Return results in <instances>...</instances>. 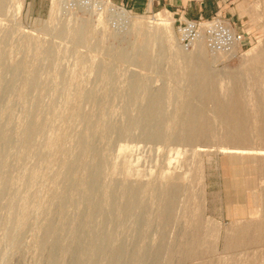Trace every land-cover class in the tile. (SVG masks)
I'll return each mask as SVG.
<instances>
[{"label": "rangeland", "instance_id": "obj_1", "mask_svg": "<svg viewBox=\"0 0 264 264\" xmlns=\"http://www.w3.org/2000/svg\"><path fill=\"white\" fill-rule=\"evenodd\" d=\"M93 2L3 0L0 51L4 56L0 57V78L5 66L20 64L22 71L15 78L6 73L13 88L6 93L0 89V122L7 121L9 112L15 132L25 124L24 112L29 102L22 92L29 75L36 70L39 83L31 93L37 96L38 114L44 122L37 142H52L65 132L80 128L78 122L65 116L80 109L92 110L93 105L82 99L87 90H94L101 102L107 92L111 93L106 105L99 107L105 108L106 117L125 125L127 82L131 76L141 78L142 86L147 84L153 91L163 90L165 94L168 113L159 124L164 137L143 138L131 128L111 135L104 153V193L114 189L118 192L116 203L121 204L122 190L129 184L137 186L146 214L135 231L131 220L140 216L141 207L136 206L124 223L114 225L121 219L117 213L115 220L106 223L107 234L115 237L114 244L133 249L134 264H141L143 247L158 249V264L167 258L172 264H264V0H207L203 12L198 10L199 2L193 0L189 15L174 13L173 9L157 7L142 12L126 6L127 17L109 8H122L119 0ZM199 13L204 18L217 13L237 30H243L250 40L231 52H212L203 40L183 45L176 28L178 20L197 18ZM60 27L67 32L58 33ZM77 29L85 34L83 42L75 36ZM156 30L160 31L161 40L152 41L147 52L148 60L157 62L159 69L138 63L141 58L135 53L144 34L150 36ZM46 48L50 51L48 56L43 53ZM106 48L124 50L129 56L118 59ZM199 48L200 63L215 77L211 83L213 93L204 100L188 89L189 70L181 57L195 56ZM170 49L177 54L169 53ZM99 63L114 67L112 80L98 77L95 69ZM109 85L113 87L110 89ZM173 91L177 95L172 96ZM140 103L143 104L141 97L128 113H135ZM219 103L223 111H217ZM187 107L199 110L202 120L197 121V131L178 139L173 136L178 130L173 116H181ZM53 146L50 143V148ZM62 147L72 150V139H65ZM17 152L20 158H10L13 182L8 198L20 194L15 201L13 227L20 240L16 246L7 241V212L3 207L0 264H35L39 257L35 237L40 206L54 199L50 178L58 168L52 160L40 161L31 154ZM24 176H29L30 183L22 182ZM173 184L180 191L162 235V200ZM243 227L247 230L239 234ZM235 235L243 236L237 241ZM170 247L173 251L168 256ZM189 249L192 254L186 252Z\"/></svg>", "mask_w": 264, "mask_h": 264}, {"label": "bare ground", "instance_id": "obj_2", "mask_svg": "<svg viewBox=\"0 0 264 264\" xmlns=\"http://www.w3.org/2000/svg\"><path fill=\"white\" fill-rule=\"evenodd\" d=\"M90 1L93 2L92 0ZM94 2L100 3L101 1ZM2 3L3 0H0V10L2 9ZM109 8L118 15L124 17L128 15V11L124 8L112 5ZM161 19L164 21L163 18ZM81 29L74 31L78 42H83L82 40L85 38V34L81 32ZM57 31L63 34L65 31L67 32V29L65 30L60 27ZM144 35L142 44L139 48L137 47L135 52L141 58L138 63L140 62L144 66L147 65L151 68L159 69L160 66L157 62L148 60L149 55L147 51L152 41L161 40L160 31L156 30L150 36L148 33ZM199 46L200 44L197 45V47ZM105 51L118 59L129 56L128 53L125 54L123 52L124 50L106 48ZM43 53L48 56L50 51L46 48ZM169 53L177 54L174 49H170ZM2 56L4 54L0 51V57ZM181 57L186 61V68L189 70L187 80L190 92L200 100L210 97L213 93L211 83L215 77L213 76L214 73H210L207 66L200 63L199 58L202 57L201 48H199L195 56L182 55ZM95 70L98 77L104 76L110 80L114 78L115 69L111 64L99 63ZM21 71L22 66L20 64L4 67L3 76L0 78V89L3 90V93L13 88V82L5 78L6 73H10L15 78ZM38 83L36 70H34L29 75L26 88L22 92V97L26 98L29 106L24 112L26 122L19 131H14L9 121V112H7V121L0 122V222L3 218L2 209L5 207L7 212L5 233L7 241L11 246H16L20 240V234L13 228L16 225L15 201L20 194L15 193L14 196L8 198V191L13 182L10 158H20L17 152L19 151L24 155L31 154L35 159L40 161L52 160L58 168L57 172L50 178L54 184V191L52 193L54 199L49 204L40 206L39 215L41 217L35 237V248L39 257L35 264H134V257L136 255L133 254V249L121 243L114 244L116 239L112 234H107L105 226L108 220H115L117 213L121 216V219L115 221L114 225L116 223L117 225L122 222L124 223L125 219H129L134 214L133 210L135 207L140 206L142 211L140 216H133V220L130 219L132 221L131 227L136 231L141 225L143 214H146V204L140 200V189L132 184L127 185L122 190L123 201L121 200V204L116 203L118 192L114 189H111L108 193H104L102 181L105 162L104 153L107 145L111 142V135L122 134L124 130H127L125 128L137 129L139 135L143 138L149 139L159 136L161 138L163 136L160 130L162 126L159 127V124L163 123V118L168 113L165 108L166 101L163 90L153 91L147 84L142 86L141 78L131 76L127 82V91L125 92L123 104V110L127 115L126 120L128 121L125 125L106 117L105 108L103 106H101L102 108L99 107V105H106L111 93L107 92L105 94V101L101 102L94 90H87L83 92L82 99L93 105L92 110L85 111L80 109L72 115L65 116L67 119H74L78 122L80 128L75 132H65L55 141L51 142L47 140L46 142L39 143L36 141V138L38 133L44 129V122L42 116L38 114L37 96L31 93L33 88L38 87ZM112 87V85H109L108 88L111 89ZM171 94L172 96L177 95L175 91ZM139 97H141L143 104L140 103V107L136 108L135 113H128L131 106L135 104L136 99ZM217 109V111H223V106L219 103L217 104ZM224 111L226 112L227 110L225 109ZM173 117L178 123V130L175 131L173 136L179 139L197 131V121L202 120V113L197 109L187 107L181 116ZM237 128L238 126H236ZM65 139H72L74 144L72 150L62 147ZM50 143H54L52 148H50ZM20 147H22V150H19ZM22 182L25 185L30 183L29 176H24ZM179 191L180 187L177 184L171 185L162 200V206L164 207L160 224L162 235L171 217ZM197 226L198 224L193 225V227ZM242 236L239 235L238 238L242 239ZM199 240L200 237L197 238V241ZM11 246L8 247L11 248ZM142 250L143 252L140 256L141 264H158V249L153 251L150 247H143ZM172 251L173 247H170L167 251L168 256L171 255ZM186 252L192 254L193 250L189 249ZM7 255L8 252L5 257ZM140 257L138 256V258ZM163 264L172 263L167 258L163 261Z\"/></svg>", "mask_w": 264, "mask_h": 264}, {"label": "built area", "instance_id": "obj_3", "mask_svg": "<svg viewBox=\"0 0 264 264\" xmlns=\"http://www.w3.org/2000/svg\"><path fill=\"white\" fill-rule=\"evenodd\" d=\"M85 1L89 2V0ZM121 4L122 8L128 10L127 5ZM176 28L185 46L198 40H203L212 52H231L234 48L240 49L244 46L243 30H237L229 20L217 13L206 18L203 16L180 18Z\"/></svg>", "mask_w": 264, "mask_h": 264}, {"label": "crops", "instance_id": "obj_4", "mask_svg": "<svg viewBox=\"0 0 264 264\" xmlns=\"http://www.w3.org/2000/svg\"><path fill=\"white\" fill-rule=\"evenodd\" d=\"M121 3L127 5L130 9L135 10V11H149L153 10L157 7L164 9V10H169L173 9L175 10L174 13H177L178 11L181 12V14L189 15V11H191V2L193 0H119ZM199 2V11L203 12L206 10V2L207 0H194ZM183 8V10L181 9ZM191 14V13H190ZM192 16V14L190 15ZM203 16L202 13L197 14L196 17ZM245 35V33H244ZM249 37L247 36L243 44L246 45V42L249 41ZM247 230V228L243 227L239 230V234L244 233ZM236 240L238 241V236L235 235Z\"/></svg>", "mask_w": 264, "mask_h": 264}]
</instances>
